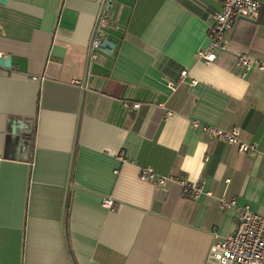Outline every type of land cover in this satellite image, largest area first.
Masks as SVG:
<instances>
[{"label": "crops", "instance_id": "obj_1", "mask_svg": "<svg viewBox=\"0 0 264 264\" xmlns=\"http://www.w3.org/2000/svg\"><path fill=\"white\" fill-rule=\"evenodd\" d=\"M104 1L0 0V264H204L242 208L264 216V71L236 64L264 65V0L213 63L198 52L224 0H107L95 39L112 47L90 59Z\"/></svg>", "mask_w": 264, "mask_h": 264}, {"label": "built area", "instance_id": "obj_2", "mask_svg": "<svg viewBox=\"0 0 264 264\" xmlns=\"http://www.w3.org/2000/svg\"><path fill=\"white\" fill-rule=\"evenodd\" d=\"M259 13L260 3L257 0H224L221 11L215 16L216 23L209 30L210 44L206 49L198 52V59L206 63H213L218 53L226 52L229 49L230 44L226 40L225 34L233 28L234 22L239 19L254 21ZM99 25H107V15H102ZM100 46L101 41L95 39L93 47L98 49ZM236 64L243 67L246 72L253 68L264 71V65L246 53L238 54ZM187 75V71L182 72L183 77ZM168 85L172 90H175L173 81L169 80ZM126 106L138 110L141 105L140 103L132 105L126 103ZM192 125L211 139L238 145L241 153L248 154L257 151L256 145H249L240 140L241 129L239 128L225 131L198 121H194ZM139 170L141 181L152 183L160 188L176 182L173 177L159 175L150 166L142 167ZM179 184L183 188L184 194H188L194 199H199L204 194L210 195V193H205L203 185L190 184L185 181H180ZM235 205V202H223L222 208ZM103 207L113 210V199H104ZM204 264H264V216L253 212L249 206L242 208L236 231L222 241L211 245Z\"/></svg>", "mask_w": 264, "mask_h": 264}, {"label": "water", "instance_id": "obj_3", "mask_svg": "<svg viewBox=\"0 0 264 264\" xmlns=\"http://www.w3.org/2000/svg\"><path fill=\"white\" fill-rule=\"evenodd\" d=\"M106 3H107V0L104 1L103 7H102V11H101V13L99 15L98 22H97V26L95 28V31H94V34H93V37H92V42H91V47H90V53H89L90 59H91V54H92L93 43H94V40H95V36L97 34V31L99 29L100 19H101L102 14H103V12L105 10ZM107 47H112V45L108 44L105 41H102L101 42L100 49L106 50ZM11 62H12L11 58H0V67L9 68L11 66Z\"/></svg>", "mask_w": 264, "mask_h": 264}]
</instances>
